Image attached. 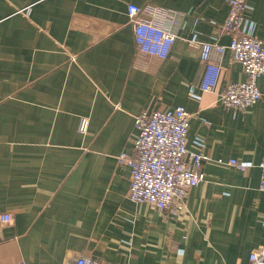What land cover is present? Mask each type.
Instances as JSON below:
<instances>
[{"label":"crops","instance_id":"obj_1","mask_svg":"<svg viewBox=\"0 0 264 264\" xmlns=\"http://www.w3.org/2000/svg\"><path fill=\"white\" fill-rule=\"evenodd\" d=\"M175 12L169 54L142 51L128 4ZM226 0H0V213L13 218L0 264H252L264 245L263 96L236 110L221 94L244 81L230 50L213 90L201 87L203 42L228 45ZM243 30L264 40V0H248ZM184 106L189 149L205 178L179 208L128 197L135 116ZM89 117V130H78ZM235 158L246 169L219 162ZM264 264V260L260 263Z\"/></svg>","mask_w":264,"mask_h":264},{"label":"built area","instance_id":"obj_2","mask_svg":"<svg viewBox=\"0 0 264 264\" xmlns=\"http://www.w3.org/2000/svg\"><path fill=\"white\" fill-rule=\"evenodd\" d=\"M229 12L222 26L231 36L228 45L218 42H203L201 57L205 71L201 82L204 90H213L219 81L222 67L214 59L230 50L232 58L240 62L246 73L244 81L228 83L221 94V102L236 110L255 104L263 92L258 79L264 75V40L247 34L243 30L245 10L248 0H226ZM147 8L135 3L128 4V14L134 24L138 47L151 54L166 57L175 42L176 33L165 26L166 21L176 22L175 12H159L151 18H140L139 14ZM191 113L184 106L167 109L142 110L135 116L138 135L134 140V155L123 151L118 156L119 163L131 167V183L128 197L136 202H148L160 211L175 210L180 207L191 188L205 178L202 162L207 159L203 151L189 149L188 131ZM89 117L80 118L78 130L87 133ZM244 170L246 163L235 158L219 160ZM260 189L264 191V155L260 162ZM12 214L0 213V236L12 221ZM67 264H103L100 260L77 255L69 258ZM264 260V245L250 252V262L260 264ZM66 264V263H65Z\"/></svg>","mask_w":264,"mask_h":264},{"label":"water","instance_id":"obj_3","mask_svg":"<svg viewBox=\"0 0 264 264\" xmlns=\"http://www.w3.org/2000/svg\"><path fill=\"white\" fill-rule=\"evenodd\" d=\"M1 238H2V236H0V239ZM69 261H70V259L68 258L65 263L67 264V263H69Z\"/></svg>","mask_w":264,"mask_h":264}]
</instances>
